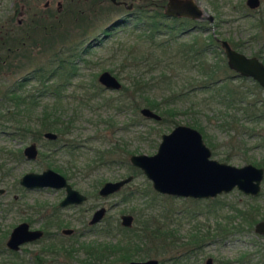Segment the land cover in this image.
Segmentation results:
<instances>
[{
	"label": "rangeland",
	"instance_id": "rangeland-1",
	"mask_svg": "<svg viewBox=\"0 0 264 264\" xmlns=\"http://www.w3.org/2000/svg\"><path fill=\"white\" fill-rule=\"evenodd\" d=\"M195 1L205 14L198 21L159 18L157 12H162L166 0H0L1 60L5 58V48L11 49L5 63L0 62V90L11 91L16 88L17 95L34 94L36 106L29 108L26 117L19 115L18 119L21 122L24 118V122L26 118L27 124L35 130L39 127L36 119L44 106L49 107V111L55 106L60 107L63 119L71 122L69 132L62 138L64 147H61L60 142L56 145L42 137L34 139L35 130L20 138L11 136L10 130L6 132L0 129V187L5 189L0 197V264H22L35 256L43 259V264H53L55 260L56 264H80L79 254L66 263L60 257L54 260L44 253H38L39 248L50 244V238L56 242V250L58 245L67 246L71 243H118L123 236L117 233L116 226L115 232L94 230L83 233L81 207H69L61 209L59 215L63 219L61 223L74 229L73 235L66 236L60 234L59 229L56 231L52 228L41 241L24 245L16 255L7 253L4 242L11 228L22 221L27 222L30 228H40L41 223L48 219H44L41 214L51 213L63 196L62 190L23 189L18 180L26 172L39 173L46 168L55 171L53 167H62L69 173L68 182L81 193L94 190L99 181L132 175V180L124 188L125 191L133 189L131 197L121 200L122 193H119L103 201L105 207L110 208L106 214L108 220L115 218V223H118L122 213H130L131 210L138 214L145 213L147 210L141 209L146 201L144 191L153 190L150 181L138 169L133 167L137 170L133 172L126 164L97 167L85 174L86 166L93 162L94 150L105 148L109 142L122 140L128 150L135 151L132 154L151 155L162 133H168L176 125L191 126L196 123L202 127V132L213 146L214 150L206 139L203 140L210 150V158L234 166L255 162L264 164V144L256 145L257 139L253 136L234 135L232 131L226 133L222 130L218 126L221 117L213 110L214 106L208 108L201 105V97L206 96L203 92H193L178 99L173 104L176 106L173 117L159 124L142 117L139 112L134 120L128 110L117 112L113 100L119 96L120 88L97 89L100 85L96 79L102 71L115 76L121 86L130 85L131 78H136L142 71V79L147 81L149 87L146 95L155 101L190 81L194 77V71L190 68L175 65L165 67L161 64L155 69L146 70L149 67L147 61H141L149 53L153 59H161L165 50L154 46L152 42L164 40L168 35L174 37L170 43L173 47L187 42L193 36L211 34L216 40L235 44L246 56L264 55V0H259V5L254 9L247 8L245 0ZM243 8L251 11L247 13L250 16L244 15ZM206 15L212 16L211 22L206 20ZM135 17L140 18L135 20ZM145 23H150L152 31L158 29L151 43L144 37L147 33ZM199 25L205 27L204 30L199 31ZM216 55L224 57L222 51L208 53L206 57L210 65L216 61ZM149 64L152 65V62ZM69 68L74 70V74L64 79L61 72ZM161 71L166 77L160 78ZM39 74H42L40 79L36 77ZM232 81L234 85L239 84L236 79ZM57 86L60 100L55 103L51 93ZM90 95L97 96L91 98ZM260 95L264 97V91ZM9 106L3 103L1 112ZM243 124L255 130L261 129L264 139V120ZM31 142L36 143L38 154L34 160H26L21 151ZM18 150L21 154L19 159L9 157L8 151L14 153ZM225 157L226 161H223ZM126 158V163L130 165L128 156ZM260 191H264V178ZM156 194L167 197H155V202L159 204L157 212L163 219L156 222H164L165 228L171 230L180 242H186L193 232L212 231L217 223L226 222L225 217H231L234 222L240 220L244 224L245 220L236 217L233 209H256L251 231L243 230L222 240L205 241L187 264H204L206 257H211L214 264H239L235 257L241 252L251 253L250 264L259 261L264 263V251L254 252L259 247L264 248V236L253 232V225L260 220L264 211V195L245 196L235 189L208 199ZM94 200L90 199L89 203ZM149 258L161 261L163 257L151 254Z\"/></svg>",
	"mask_w": 264,
	"mask_h": 264
},
{
	"label": "trees",
	"instance_id": "trees-1",
	"mask_svg": "<svg viewBox=\"0 0 264 264\" xmlns=\"http://www.w3.org/2000/svg\"><path fill=\"white\" fill-rule=\"evenodd\" d=\"M244 10V15L250 16L247 15V13H251V11L249 9ZM156 16L161 19L165 18L160 11L157 12ZM139 18L140 17H135L134 19L139 20ZM171 19L175 21L177 18ZM149 24L150 23H145L144 27L147 29V33L144 37L151 43L153 41L152 37L158 33V29L152 31ZM179 25L183 26L182 23ZM198 28V30L201 31L204 30L205 27L199 25ZM173 39V36L168 35V38L164 40L162 39L156 42L154 40V43L152 42L154 46L165 50L163 52L164 56L161 59H153L151 53H149L148 55H144L141 61H147L146 64L149 65V67L147 66L146 70L151 68L155 69L161 64L165 67L175 65V67L190 68L194 71V77L178 87L175 92L171 91L167 95L162 96L160 100L155 101L150 100L146 95L147 91H149V87L147 81H143L141 71L136 75V78H131L130 85L120 87L118 90V93H120L119 96L113 100L115 101V110H117V112L125 110L130 111L131 119L134 120L137 118L138 110L141 107H147L160 116V119L156 122L162 124L168 122L176 113V106H173V104L176 103L178 99L183 96H188L190 93L200 91L206 95L205 97H201V105L207 106L208 108L214 106L213 110L221 117V122L218 126L222 130L226 133L232 131L234 135L245 134L253 136L257 139L256 145L262 146L264 144V139L262 138L263 134L261 129L255 130L254 128H248L243 122L252 121V123H254L264 120V97L260 95L263 90L257 83L250 79L245 77H234L233 72L227 68L224 57H218L216 55L217 59L212 65L207 62L209 60L207 59L208 57H206L208 53L222 51L219 42H217L211 34L205 37L193 36L187 42L178 44L175 47L170 44ZM229 44L233 49L239 51V48L235 44ZM1 47L2 45H0V51L2 49ZM13 50H15V48ZM167 54L168 56L165 57ZM254 56L258 57L264 64V55L259 54ZM150 62H152V65L149 64ZM170 69L172 70V67H170ZM61 74L65 76L64 79H67L74 74V70L71 68L67 71L62 70ZM49 76L50 75H48V77ZM159 76L160 78L166 77L162 71ZM36 77L40 79L42 74ZM160 78L159 80H161ZM234 79H236L239 84L234 85L232 83ZM246 82H248V85ZM60 84L61 83H59V85ZM97 89L99 91L103 90L101 86H97ZM16 90V88L11 89V91L7 89L0 90V129L10 130L11 136L23 138L27 133L35 129L27 124L26 118L24 122V118H22L20 122L18 119L19 115H21V117H26L27 113H29V108L33 109V107L36 106V101L33 93H25L21 96L16 94ZM51 94L54 95L55 103H58L60 100L59 86L54 87ZM90 96L91 98H95L97 95ZM3 103H7L10 106L8 108L6 107V111L4 110L1 112V105ZM47 108L49 109V107ZM47 108L44 106L36 119V123L39 124V127L36 128L34 131L35 133L32 132L34 139L40 137L41 131H53L57 134V139L52 141V143H56L57 145V143L60 142L61 147H64V143H61L62 138L69 132L71 122L69 119H63V110L60 107L58 108V106H55L51 111ZM190 127L196 129L201 134L202 139H206L212 150H214L212 144L202 132V127L199 124L192 123ZM7 153L9 157L12 156L16 160L21 157L19 150L14 153L9 151ZM132 153H135V151L128 150L127 145L122 140L121 142L113 141L109 142L105 148L95 149L93 161L97 163L111 161L115 162V165L126 164L129 169L135 172L136 169L126 163V157ZM223 161H226V157ZM252 165L264 168V164L261 162H255ZM1 168L2 165H0V169ZM53 169L65 177L69 176V173L62 167L55 166ZM128 197V195H124L122 200H127ZM143 197L146 198V201H144L141 209L147 210L146 212L149 210L148 214H146V212L137 214L138 225L136 228L122 229L116 226V229L123 234L121 239L117 241L118 243H79L77 245L76 243H71L67 246L58 245L59 247L56 249L57 253L55 257H53L54 260L60 257L64 259V262L68 263L67 261L74 259V256L79 254L81 256L78 258L80 264H115L144 259L154 254L163 257L161 261H158V264H187L191 256L194 255L193 253H195L205 241L222 240L238 234L243 230L251 231L252 224L255 222L253 214L257 215L255 208H248L247 210L233 209L236 217H242L245 220V222H243L244 224H242L240 220L234 222L231 217H225L224 219L226 222L223 224L217 223L212 231L206 230L204 233L198 231L193 232L188 236L186 242H180L178 238L174 237L171 230L165 228L164 222H156V220L160 219L163 221V219L160 213L157 212L159 204L157 201L155 202V197H167L158 196L153 191H144ZM140 218L141 220H139ZM262 218H264V213L261 214L260 219ZM259 248L260 249H255L254 252L261 253L260 250L264 251V248ZM5 251L11 255H16V252ZM250 255L251 253L241 252L235 257V261L239 264L244 262L250 264ZM260 256L263 255L260 254ZM55 261H53V264H56ZM259 263L264 264L260 261L255 264ZM22 264H43V262H41L40 257L35 256L32 260Z\"/></svg>",
	"mask_w": 264,
	"mask_h": 264
},
{
	"label": "water",
	"instance_id": "water-1",
	"mask_svg": "<svg viewBox=\"0 0 264 264\" xmlns=\"http://www.w3.org/2000/svg\"><path fill=\"white\" fill-rule=\"evenodd\" d=\"M245 5L254 9L259 5V0H245ZM162 13L165 17H186L194 21L205 15L195 0H166ZM206 20L211 22L212 16L206 15ZM216 41L219 42L227 68L238 76L253 80L264 91V65L256 57L246 56L233 49L226 40ZM96 80L107 90H118L121 87L119 80L107 71L100 72ZM138 112L147 119H160L157 113L147 107H141ZM43 136L46 139L55 138L52 132H45ZM22 155L26 160H34L37 155L36 145L31 142L24 146ZM128 162L150 181V186L156 193L193 199L213 198L233 189L243 195L255 196L259 192L264 173L263 168L250 163L234 166L210 158V150L204 144L201 134L187 125H176L168 133H162L153 154H130ZM131 179L132 176L128 175L113 182L106 181L98 192L105 195L117 191ZM18 184L26 190L62 188L65 194L59 206L77 205L84 200V196L72 189L63 175L49 168L39 173H24ZM3 193L4 188L0 187V196ZM102 213L103 208L96 209L89 223L97 222ZM130 222L129 215L120 216L121 225L128 226ZM253 232L256 235H264V219L253 225ZM61 233L70 234L71 229H62ZM40 236V230L30 229L27 223L21 222L10 230L5 246L14 251L21 244ZM121 264H157V259L149 258ZM204 264L214 263L211 257H206Z\"/></svg>",
	"mask_w": 264,
	"mask_h": 264
},
{
	"label": "flooded vegetation",
	"instance_id": "flooded-vegetation-1",
	"mask_svg": "<svg viewBox=\"0 0 264 264\" xmlns=\"http://www.w3.org/2000/svg\"><path fill=\"white\" fill-rule=\"evenodd\" d=\"M166 3V2H165ZM165 3L163 4V8H164V5H165ZM163 11V10H162ZM165 17V16H164ZM165 18H177V19H180V18H184V19H188V20H190L189 18H186V17H165ZM191 21H194V20H191ZM10 50L11 49H9V48H5V50L4 51H6L5 52V58L4 59H2L1 60V57H0V62H2V64H4L5 63V59L8 57V55H9V52H10ZM15 51H17V48H15ZM239 52V51H238ZM1 54V53H0ZM252 56H254V55H252ZM254 57H256V56H254ZM260 62H261V60L258 58V57H256ZM262 63V62H261ZM263 64V63H262ZM264 65V64H263ZM231 71V70H230ZM233 72V71H232ZM233 76L235 77H241V76H238V75H236L234 72H233ZM246 78V77H245ZM247 79H249V78H247ZM251 80V79H250ZM253 81V80H252ZM256 83V82H255ZM101 86V85H100ZM259 86V85H258ZM102 87V86H101ZM260 87V86H259ZM103 88V87H102ZM261 88V87H260ZM104 89V88H103ZM262 89V88H261ZM105 90H107V89H105ZM263 90V89H262ZM5 131H6V129H4ZM3 132V131H2ZM7 132V131H6ZM45 132H52V133H54L55 134V138L54 139H46L44 136H43V134L45 133ZM40 137H42V138H44V139H46V140H49V141H54V140H56L57 139V134L55 133V132H53V131H49V130H46V131H41V133H40ZM39 137V138H40ZM34 143V142H33ZM35 145H36V143H34ZM37 147V146H36ZM21 154H22V151H21ZM37 154H38V152H37ZM23 156V155H22ZM36 157H37V155H36ZM24 158V157H23ZM97 167H106V168H109V167H115V162H111V161H107V162H100V163H97V162H91L88 166H86V169H85V174H87V173H89L91 170H93L94 168H97ZM133 167V166H132ZM261 168H263V167H261ZM137 169V168H136ZM263 170H264V168H263ZM126 176H128V175H126ZM126 176H124V177H126ZM132 176V175H131ZM64 178H65V180L67 181V183L71 186V188L72 189H74L73 187H72V185L68 182V179L70 178V176H67V177H65V176H63ZM124 177H121V178H124ZM132 178H133V176H132ZM263 178H264V173H263V177H262V180H263ZM113 180H105V181H99V183L97 184V185H95L94 186V190L92 189V191H90V192H86V193H81V192H79V193H81L83 196H84V200L80 203V204H77V205H73V204H67L66 206H59V202L62 200V198L64 197V190L62 189V188H60V189H55V190H62L63 191V196H62V198L58 201V203H57V207H54L53 208V210L51 211V213H49V214H41L42 216H44L45 218L44 219H46V218H48L47 220H49L48 222H47V220H46V222H44L43 224L41 223V226H40V228H30L29 227V225H28V227L30 228V229H38V230H40L41 231V236L40 237H38L37 239H34V240H32V241H29V242H25V243H23V244H21L19 247H18V249L17 250H10V249H8V248H6V246H5V242H4V246H5V249L6 250H8V251H12V252H17V251H19L24 245H27V244H32V243H37V242H39V241H41L44 237H46L47 236V233H48V230L49 229H55L56 231L59 229V233L60 234H63V233H61V230L62 229H71V233L70 234H63V235H66V236H71V235H73V232H74V229L73 228H69V227H66L64 224H63V222L61 223L60 221H63V219H61V216L59 215V211L61 210V209H64V208H71V207H75V208H80L81 207V215H80V219H81V221H82V224H81V229H82V231H83V233L84 232H88V231H94V230H103V231H106V232H115V226H117V227H119V228H124V229H130V228H136L137 227V225H138V221H137V214H138V212L136 213V211H133V210H131V211H129L130 213H122V214H120L119 215V217H118V223H115V218L114 219H110V220H108V218H107V216H106V214H107V212H108V210L110 209V208H108V207H105V204H103V201H105L104 199H108L109 197H112V196H115L116 194H121L122 193V196H121V200H122V197L124 196V195H128L129 197H131L132 195H133V189H130V190H128V191H125L124 190V188L127 186V184H129V182L132 180H130L129 182H127L126 184H124V185H122L117 191H113V192H109V193H106L105 195H100L99 194V189H100V187L103 185V183L104 182H106V181H111V182H113V181H115V178H112ZM118 179H120V178H118ZM118 179H116V180H118ZM262 180H261V182H262ZM261 182H260V184H259V192L257 193V195H255V196H250V195H245V196H250V197H260V196H262V195H264V191L262 192V191H260L261 190ZM23 188V187H22ZM24 189V188H23ZM48 189H50V188H48ZM54 190V189H53ZM76 190V189H75ZM77 191V190H76ZM125 191V192H124ZM4 192H5V189H4ZM155 192V191H154ZM4 194V193H3ZM2 194V195H3ZM224 194V193H223ZM1 195V196H2ZM162 195V194H161ZM0 196V197H1ZM164 196H170V195H164ZM171 197H174V196H171ZM93 198H95L96 200H94V201H92V203H89V200L90 199H93ZM178 198H182V197H178ZM101 199V201H100V203H99V200ZM191 199H193V198H191ZM208 199V198H207ZM87 204V206L86 207H84V205H86ZM84 207V208H83ZM99 208H103V213H102V215H101V217H100V219L97 221V222H95V223H93V224H90L89 223V220L91 219V217H92V215H93V213H94V211L96 210V209H99ZM35 212L37 213V214H39V212L35 209ZM263 213H264V211H263ZM121 215H129L130 217H131V222H130V225H128V226H123V225H121V223H120V216ZM39 216H40V214H39ZM41 217V216H40ZM264 218H262V219H260V220H263ZM260 220H258V221H260ZM27 221H29L30 222V220H27ZM60 222V224L58 225L56 222ZM22 222H24V221H22ZM19 223H21V222H19ZM25 223H27V222H25ZM28 224V223H27ZM116 224V225H115ZM17 225V224H16ZM14 227V226H13ZM12 227V228H13ZM11 228V229H12ZM10 232V231H9ZM118 234H119V231L117 232ZM55 235L57 234V233H54ZM53 234V235H54ZM118 234H117V236H118ZM8 235H9V233H8ZM8 235H7V237H8ZM260 236H264V235H260ZM7 237H6V239H7ZM6 239H5V241H6ZM50 240H51V243L50 244H47V246L45 247V248H42V247H40L39 248V251H38V253H40V254H42V253H44L45 255H47V257L49 256V259H50V257L52 258V257H55V254L57 253V251L55 250V248H56V246L57 245H55L56 244V242L54 241V239L53 238H50ZM115 241V240H114ZM23 250H24V248H23ZM48 259V260H49ZM146 259H149V257H147V258H144V259H139V260H131V261H142V260H146ZM41 262H43V263H45L44 262V260L43 259H41ZM129 262V261H128ZM125 263V262H124ZM118 264H121V263H118ZM157 264H158V261H157Z\"/></svg>",
	"mask_w": 264,
	"mask_h": 264
}]
</instances>
